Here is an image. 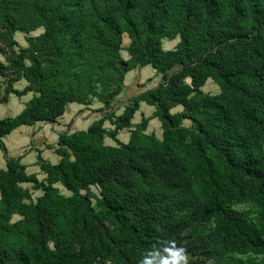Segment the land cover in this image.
Returning a JSON list of instances; mask_svg holds the SVG:
<instances>
[{
    "label": "trees",
    "instance_id": "obj_1",
    "mask_svg": "<svg viewBox=\"0 0 264 264\" xmlns=\"http://www.w3.org/2000/svg\"><path fill=\"white\" fill-rule=\"evenodd\" d=\"M164 38L178 40L164 49ZM0 54V102L33 93L0 118V264H139L168 240L189 264H264V0H0ZM147 65L161 81L116 114L125 74ZM208 79L218 92L203 90ZM93 97L104 113L58 134L57 163L38 153L42 179L6 155L3 136ZM140 102L161 137L150 117L132 122Z\"/></svg>",
    "mask_w": 264,
    "mask_h": 264
},
{
    "label": "crops",
    "instance_id": "obj_2",
    "mask_svg": "<svg viewBox=\"0 0 264 264\" xmlns=\"http://www.w3.org/2000/svg\"><path fill=\"white\" fill-rule=\"evenodd\" d=\"M175 44L176 41L174 42V45ZM173 47H171V49ZM133 75L135 76L134 79L132 77ZM136 78H138V84L141 86L140 92H142L157 86L161 80V75L149 65L141 68H134L125 74L123 81L125 88L128 86L132 87ZM26 84L27 81L24 78H21L13 82V87L21 90ZM5 96L6 100L0 102V118L17 115L24 108L25 103L33 96V93L29 92L22 96L9 93ZM102 107L103 104L98 100L92 101L91 104L88 105L72 102L67 104L64 113L59 116L55 122L50 123L38 121L31 125H20L2 137V141L6 148V155L9 157H20V162L25 165L26 171L28 173H36L37 177L42 179L45 174L40 171V168L37 165L38 153H40L44 161L52 164L57 163L59 161V156L55 153L54 149L57 146L58 134L60 132H73L75 130L87 129L94 120L98 119L104 113ZM144 107H148L149 113L144 112ZM154 109V106L148 105L145 102H140L138 111H140V116L143 115L145 117H150L149 122L159 123L160 125V122L156 117H151ZM119 110L120 112L117 114L121 113L122 107ZM171 110L172 112H176L180 110V107L178 105ZM138 111L133 116V123H138L140 121L137 119ZM106 122L104 124L105 127H112ZM121 131H125L124 139L119 137ZM121 131L118 133L117 137L119 140L126 142L129 137V131L128 129H123ZM147 132L154 131L147 126ZM106 138L108 139V137ZM106 138L104 140L106 144H115L113 140L111 142L110 140L106 141ZM5 167V153L0 148V169H5ZM20 185L23 187H31V183L28 182H23ZM33 191H39L41 193L40 190Z\"/></svg>",
    "mask_w": 264,
    "mask_h": 264
},
{
    "label": "rangeland",
    "instance_id": "obj_3",
    "mask_svg": "<svg viewBox=\"0 0 264 264\" xmlns=\"http://www.w3.org/2000/svg\"><path fill=\"white\" fill-rule=\"evenodd\" d=\"M42 31V28H38L32 32H30L29 34L30 35H37L38 33H40ZM28 34L27 33H24V32H16L14 34V38L17 42V45L19 44H22V45H26V42H25V38ZM178 38H175V39H167V38H164L163 41H162V46L164 49H168L171 47H173L174 45V42L176 41L177 42ZM129 43V38L126 34L123 35V38H122V46H121V50H120V53L121 55L125 58L127 57V45ZM175 46V45H174ZM17 48V47H16ZM0 60L5 61V58L0 54ZM133 79H134V75L132 76ZM161 81V80H160ZM138 78L135 79V81L133 82V86L132 87H126L124 88V90L118 95V97L116 98V101L114 103V105L112 106L113 108L112 109H115L116 110V114L118 112H120V108L122 107V110H123V106L126 102H128V99L131 98L133 95H136L137 93H139L141 91V86L140 84H138ZM6 86H7V82H6V79H0V98L2 96H4L5 94V89H6ZM203 90L205 92H210V93H216L219 91V87L216 83H214L211 79H208L207 82L205 83V85L203 86ZM14 98V97H13ZM94 98V97H93ZM92 98V101H96L97 99ZM180 107V110H181V106ZM104 107H102L103 109ZM145 110L144 112L145 113H149V109L148 107H144ZM139 110V109H138ZM137 110V111H138ZM136 111V112H137ZM135 112V113H136ZM140 111H138V114H137V119L140 120ZM107 124H109L108 122H106ZM186 124H189L188 121H186ZM148 128H150L151 130L154 131V133H156L159 137H161V126L159 125V123H154V122H149L148 123ZM124 132L125 131H121L120 132V135L119 137L121 139H124L125 135H124ZM110 142L112 141L111 138H106V141H109ZM59 188H60V191L61 193L63 194H66L68 195L69 192L67 190H65L61 185H58ZM91 190L95 193H98V188L96 186H91ZM38 194H40L39 191H32V199H34L35 197L38 196ZM235 208L239 209V210H248L249 208L251 209V204L250 203H238V204H235L234 205ZM17 216L15 215L13 217V219H16ZM204 228V230H207L208 228H211L212 227V224H206L204 226H202ZM215 261L214 260H208V263H214Z\"/></svg>",
    "mask_w": 264,
    "mask_h": 264
},
{
    "label": "clouds",
    "instance_id": "obj_4",
    "mask_svg": "<svg viewBox=\"0 0 264 264\" xmlns=\"http://www.w3.org/2000/svg\"><path fill=\"white\" fill-rule=\"evenodd\" d=\"M139 264H189V256L186 248L168 240L159 246L154 244L144 253Z\"/></svg>",
    "mask_w": 264,
    "mask_h": 264
}]
</instances>
